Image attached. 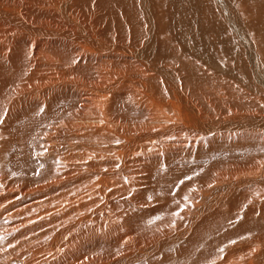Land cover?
<instances>
[{
  "label": "bare ground",
  "instance_id": "bare-ground-1",
  "mask_svg": "<svg viewBox=\"0 0 264 264\" xmlns=\"http://www.w3.org/2000/svg\"><path fill=\"white\" fill-rule=\"evenodd\" d=\"M254 138L264 0H0V161L33 141L54 159L36 188L0 171V264H264ZM199 140L233 162L169 200Z\"/></svg>",
  "mask_w": 264,
  "mask_h": 264
},
{
  "label": "rangeland",
  "instance_id": "rangeland-1",
  "mask_svg": "<svg viewBox=\"0 0 264 264\" xmlns=\"http://www.w3.org/2000/svg\"><path fill=\"white\" fill-rule=\"evenodd\" d=\"M236 6H237V4H236ZM53 109V108H52ZM52 109H46L48 112V114H46L45 116H49V115H51L52 114ZM55 110V109H54ZM52 111V112H51ZM50 113V114H49ZM48 124V123H47ZM52 124V125H51ZM56 124H58V121H57V123H56V121H54V120H49V124L47 125V127H45V125L44 126H42L40 129H44V130H46L47 132L49 131V128L51 127V126H54V125H56ZM18 125V124H17ZM40 133V134H39ZM43 133V132H42ZM42 133L41 132H37L36 134H35V137H37L36 138V140H40L41 138H42ZM38 135V136H37ZM249 138V137H248ZM214 141V140H213ZM244 141V140H243ZM246 142V144H244L243 145V147H246V150H244L243 151V155H244V157H246V160H244V161H241L240 162V164H246L245 162L248 160V157L247 156H249V155H254L255 156V158H257V159H262L263 157H264V146H263V143H262V141H261V139H259V140H255V138L252 140V139H248V141H247V139L244 141V143ZM32 143H35V144H32L33 146L31 147V149H30V146H29V148H26V146H27V143H26V146L24 147V146H14V148H7L4 152H3V157H2V160L0 161V171H3L5 174H7L6 176H7V179H6V182H5V184H4V186H2V187H4V188H6V184L7 185H10L11 187H13V190H15L16 188H14V185L16 184V185H18L19 183H21V184H27V185H30V184H32L31 186L32 187H34V188H36L37 187V185L40 183V180L42 181L43 180V178H45L44 176L45 175H47L48 176V179H49V169H50V164H52V162H54V159L53 158H51V157H49L48 158V156H47V154L45 155L44 154V152L43 151H41L39 148H36L34 145H36V141L34 142H32ZM199 143H204V144H207V146H206V150H210V148L208 147V144L210 143V141H208V140H204V141H201V140H199ZM225 143V141H222V142H216V141H214L213 143H212V145H213V149H215V150H210L209 152L208 151H201V153H202V155H201V153L198 155V157H197V151H195V153H194V155L195 156H192L191 157V159H190V157H185V159L186 160H183V163H184V165L186 166V167H192V168H189L190 169V171L188 172V170H181V171H179V173H178V171H175L176 172V176H178V177H180L179 178V180L177 181V180H175L174 182H178V185L177 186H175V188H174V190H172L171 191V186H170V183H169V181H171V179L174 177L173 175H167V176H165L164 177V180L166 181L165 183H166V185L164 184V183H162L161 185H159V186H157V187H159L160 189L159 190H162L163 191V195L165 194V196H166V198H168L169 200L171 199V200H175V189L176 188H178V186H180V189H181V186H183L184 185V183H190V181L192 180V181H194L195 183L198 181V180H200V181H198V182H200V183H202V180H201V178H203V180H204V178L205 179H207V178H209L210 176L212 177V175H213V172L212 171H215V168L216 167H219V169L218 170H220V169H222V167H221V165L219 164L220 163V161H222L223 163H224V159H226V164L227 165H230V164H232V162L233 161H227V159H229L228 158V153H226L225 151H224V149L223 148H225V146H226V143ZM223 144V145H222ZM258 144V145H257ZM222 145V146H221ZM44 145H41L40 147H43ZM218 146V147H217ZM33 148V149H32ZM219 148H221L222 150H220ZM9 149V150H8ZM37 149H39V150H37ZM15 151H17V152H15ZM32 152H33V154H32ZM40 152H42V154L40 153ZM237 152V151H236ZM31 153V154H30ZM208 153V154H207ZM231 153H233V155H236V154H234V151L233 152H231ZM238 153V152H237ZM41 154V155H40ZM44 155V156H43ZM210 157H209V156ZM200 156V157H199ZM224 156H226V157H224ZM29 157H30V159H29ZM202 157V158H201ZM209 157V158H208ZM217 157H219V160H218V158ZM243 157V158H244ZM197 158V159H196ZM205 158V159H204ZM215 158V159H214ZM48 159V160H47ZM196 159V160H195ZM51 160V161H50ZM194 160V161H193ZM206 160V161H205ZM213 160V161H212ZM15 161V162H14ZM200 161V162H199ZM211 161V162H210ZM217 161H219L218 162V164H217ZM214 162V163H213ZM221 162V163H222ZM243 162V163H242ZM201 163V164H200ZM204 163V164H203ZM207 163V164H206ZM210 163H212L213 165H211V167H210ZM49 164V165H48ZM197 164H200V165H202V166H200V165H197ZM207 166V168H206V166ZM214 165H216V167L214 166ZM217 165H220V166H217ZM195 166V167H194ZM196 166H197V168H196ZM198 167H201V168H198ZM204 167V168H203ZM224 167V166H223ZM214 169V170H213ZM210 170V171H209ZM184 171H185V173H186V175L187 176H189V177H186V175H185V173H184ZM182 172H183V174H182ZM173 173V172H172ZM180 174V175H179ZM194 174V175H193ZM208 175V176H207ZM170 179H169V178ZM183 177V178H182ZM201 177V178H200ZM37 178V179H36ZM38 178L40 179V180H38ZM37 181H36V180ZM169 179V180H168ZM39 181V182H38ZM168 181V182H167ZM38 182V183H37ZM174 182H172L171 181V183H173L174 184ZM34 183V184H33ZM168 183V184H167ZM165 185V186H164ZM172 185V184H171ZM170 186V187H169ZM200 186H203V185H200ZM157 187L155 188V187H153L149 192L151 193L152 192V190H154V191H156V190H158L157 189ZM165 187H168V188H165ZM179 189V190H180ZM200 189V188H199ZM165 190V191H164ZM168 190V191H167ZM48 191V194L47 193H45V194H47L48 196L50 195V190H47ZM181 191V190H180ZM171 192V193H170ZM14 193V192H13ZM12 193V194H13ZM149 193V194H150ZM181 192H178V194H180ZM44 195V194H43ZM32 196V195H31ZM30 196V198H27V204L28 205H30L31 204V201H32V197ZM151 196L152 195H149V197L151 198ZM179 197H180V195H179ZM16 200V199H15ZM30 202V203H29ZM160 215V214H159ZM156 217H157V219L156 220H160L161 218H162V216H158V215H156ZM205 219V218H204ZM202 219H200L199 221H198V223H199V225H195L194 227H199L200 226V224H202V223H200V221H201ZM5 221H7V220H5ZM202 221H204V220H202ZM201 221V222H202ZM233 221H234V218L232 217L231 218V220L229 219H227V220H223V221H219L218 220V225H216L215 226V228H217L218 226H219V230L221 231V227H220V224L222 223V225L221 226H226V225H230L231 223H233ZM2 222H4V220H2ZM8 222V221H7ZM228 222V223H227ZM224 228V227H223ZM198 229V228H197ZM200 230V229H199ZM202 230H203V228H202ZM196 231V229H194V231L193 232H195ZM9 232V231H8ZM8 232H7V235L9 236L10 235V233L12 234L13 233V231L12 232H10L9 234H8ZM235 235H238V234H235ZM206 237V235H202V238L204 239ZM213 238H214V236H213ZM228 240V239H227ZM45 242H48V240H46L45 239V241L43 242V243H45ZM136 250H138V249H136ZM136 250H135V252H136ZM140 251V250H139ZM125 256V254L123 255V257ZM170 261V262H169ZM169 261H166L165 263L167 264H175L174 263V261L173 260H169ZM172 261V262H171ZM92 262H94V261H92ZM99 262H101L100 264H104L105 262H103V261H99ZM99 262H97L96 264H99ZM88 263H91V262H88ZM95 263V262H94ZM164 263V264H165Z\"/></svg>",
  "mask_w": 264,
  "mask_h": 264
}]
</instances>
